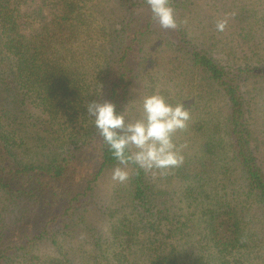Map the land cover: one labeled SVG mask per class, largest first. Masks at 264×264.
I'll list each match as a JSON object with an SVG mask.
<instances>
[{
  "label": "trees",
  "instance_id": "16d2710c",
  "mask_svg": "<svg viewBox=\"0 0 264 264\" xmlns=\"http://www.w3.org/2000/svg\"><path fill=\"white\" fill-rule=\"evenodd\" d=\"M99 1L0 0V264H264V231L244 213L259 211L264 227L250 119L264 110V38L250 39L249 26L251 52L229 46L222 58L205 44L203 20L188 25V0H170L176 29L161 27L147 0H107L124 12L114 28ZM255 4L246 16L258 19L264 0ZM157 57H168L163 73ZM135 77L145 93L183 102L185 132L200 137L158 183L130 162L128 179H109L100 194L119 161L87 105L110 100L126 122L140 119L129 102ZM18 148L44 149L22 158Z\"/></svg>",
  "mask_w": 264,
  "mask_h": 264
},
{
  "label": "clouds",
  "instance_id": "9594fccd",
  "mask_svg": "<svg viewBox=\"0 0 264 264\" xmlns=\"http://www.w3.org/2000/svg\"><path fill=\"white\" fill-rule=\"evenodd\" d=\"M152 17L161 27L176 29L178 22L170 0H147ZM227 21L217 23V30L223 31ZM143 117L125 121L123 112L116 110L110 100L91 101L88 113L99 134L119 161L113 169L112 179L124 182L128 179L127 165L135 163L146 170H168L178 167L184 161L183 147L174 142L173 134L185 129L191 113L183 102L171 104L159 92L145 95L142 102ZM119 130V131H118ZM134 146L135 150H130ZM124 166V167H122Z\"/></svg>",
  "mask_w": 264,
  "mask_h": 264
},
{
  "label": "rangeland",
  "instance_id": "374dc122",
  "mask_svg": "<svg viewBox=\"0 0 264 264\" xmlns=\"http://www.w3.org/2000/svg\"><path fill=\"white\" fill-rule=\"evenodd\" d=\"M191 6L190 11L191 14H189V20L188 25L192 27V23L195 20V22L199 20H203L204 24L206 26V29L208 31L206 32V39L205 44L209 45L210 42H216L218 46H221L220 52H216V56L224 57V54L228 53L229 46H234V52L237 55H241L244 53H250L251 49L247 47L245 42L248 38L245 37V34L247 33L249 35V32L252 33V35L249 37L250 39L253 38H264V13L260 14L259 18L257 19L256 16L254 17H247L248 11H250L253 8H257L258 6L255 4V0H188L187 6ZM196 5V6H195ZM114 6V7H112ZM96 7L99 8L97 10H101L100 13L105 12V14H102L101 18L103 21H106L107 23H114V28L117 27L120 24V21L118 18H124V12L121 10V8L111 1L107 0H100ZM107 7H112L110 9H107ZM96 12V11H95ZM258 12V11H257ZM97 15H99L98 12H96ZM221 20H226L227 23L225 25V28L223 31L217 30V23ZM249 26H251V29L249 31ZM254 36V37H253ZM255 51L258 50V48L254 49ZM260 54H264L260 49L258 50ZM224 55V56H223ZM156 64H154L156 71L164 72L166 69H169L170 65L168 64V57L165 58H156ZM166 83L163 82V84H167L172 86V81H165L164 78L160 79ZM160 80L157 82V84H160ZM193 82L196 84L198 83L197 75H193ZM144 81L141 77H135L133 79L131 88H130V104L134 107L133 113L135 112V106H137V110L141 111L138 112V114L143 113L142 109V102L143 97L145 95H148L143 90ZM155 84L157 91L159 90L158 86ZM176 89V86H174V90ZM159 92V91H158ZM174 94V93H173ZM182 94L184 93V90L182 91ZM176 97H178L176 95ZM214 97V95H213ZM186 100H191V98L186 97ZM191 103H188L190 105ZM258 107L260 104H257ZM217 106V108L220 107V103L214 99L212 103V107ZM221 109V107H220ZM223 109V107H222ZM260 111H257V109L252 113L251 116V122L253 123V129L255 131V145L254 149L256 151V156L259 159V162H263L264 164V110L263 107L258 108ZM224 110V109H223ZM137 114V115H138ZM132 113H128L127 115V121L133 120L135 117H132ZM143 115L141 116V118ZM137 119V117H136ZM134 119V120H136ZM189 123V122H188ZM186 127L182 130H177L173 134L174 142L179 145H184L183 148H187L188 154L192 153L194 150V146L197 144L196 139L198 136L197 133L190 132L187 136ZM44 148H18L17 151L20 153V156L22 158L34 156L36 157L38 155V152L40 153L43 151ZM112 172L113 169L108 171L106 175L104 176L103 183L98 184L97 188L100 194L107 189L109 183L111 182L109 179H112ZM166 172V171H165ZM162 174H164L163 170L160 169H152L149 171V175L152 176V180L157 182V176L160 177ZM158 183V182H157ZM161 183V182H160ZM108 184V185H107ZM163 186H165L164 183H161ZM160 184V185H161ZM166 188H170L169 186H165ZM167 188V190H169ZM248 208L247 204L244 208V213L246 218L248 219H254L251 220L253 224V228L258 231H264V227L261 225L260 222H257L254 217L256 215H259V211H255L254 208L248 209V213L245 212V209ZM96 215H93L95 217ZM254 216V217H253ZM98 219L99 217L96 216ZM12 224V223H10ZM253 229V230H254ZM80 235H76L72 239V243H76L80 239ZM40 251L44 254H48L49 249L46 246H41ZM82 261L83 259H78L77 261ZM78 261V262H79Z\"/></svg>",
  "mask_w": 264,
  "mask_h": 264
}]
</instances>
